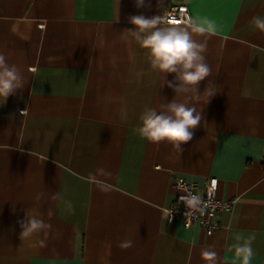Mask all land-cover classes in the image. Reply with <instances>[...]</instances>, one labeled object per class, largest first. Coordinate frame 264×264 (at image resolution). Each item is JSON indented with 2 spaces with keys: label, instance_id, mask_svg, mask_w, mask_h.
<instances>
[{
  "label": "crops",
  "instance_id": "1",
  "mask_svg": "<svg viewBox=\"0 0 264 264\" xmlns=\"http://www.w3.org/2000/svg\"><path fill=\"white\" fill-rule=\"evenodd\" d=\"M150 2L0 0V52L26 80L0 105V264H207L203 249L217 264H239L238 235L255 236L251 264H264V32L251 23L264 0ZM180 3L217 25L204 53L212 75L199 91H218L207 104L191 101L204 121L181 154L135 131L145 108L175 93L122 33L134 27L128 17ZM176 177L198 191L216 177V196L234 199L212 233L167 221ZM25 213L51 229L21 239ZM124 240L134 246L122 249Z\"/></svg>",
  "mask_w": 264,
  "mask_h": 264
},
{
  "label": "clouds",
  "instance_id": "2",
  "mask_svg": "<svg viewBox=\"0 0 264 264\" xmlns=\"http://www.w3.org/2000/svg\"><path fill=\"white\" fill-rule=\"evenodd\" d=\"M163 0H157V6L162 7ZM135 6L150 8V0H135ZM128 22L133 28L125 29L122 33L125 38L131 37L141 48L147 50L151 67L164 74V83L161 87L173 90L175 97L171 102H161L159 108L147 107L140 116V126L135 129L140 137L159 145L162 142L170 144L178 153H182L183 144L193 139L194 130L204 121L202 112L191 104V101L205 100L207 104L218 91L215 86L206 85L204 91H199V85L212 75V69L206 61L204 53L207 51V40L217 34L215 21L203 18L193 20L188 17L183 22L169 21L164 15L146 17L143 14L128 17ZM251 23L254 27L264 32V16L253 17ZM196 37H203L198 40ZM169 74L173 79H167ZM26 80L21 70L15 64H9L4 53L0 52V105L6 103L10 96L24 89ZM183 96L181 102L177 97ZM38 193L37 199L44 197ZM58 193L52 194V199H57ZM186 207L191 213H204L208 206L199 196L182 197ZM69 212L74 213V206L66 201ZM53 211L48 210V217L53 216ZM21 229L20 238H30L35 234L51 229V224L37 215L25 213V217L18 221ZM232 248L239 264H251L255 255L252 242L255 236L247 238L236 236ZM40 245L46 246L44 240ZM134 246L132 240H124L119 244L122 249ZM207 264H217L218 254L214 250L203 249L201 252Z\"/></svg>",
  "mask_w": 264,
  "mask_h": 264
},
{
  "label": "built area",
  "instance_id": "3",
  "mask_svg": "<svg viewBox=\"0 0 264 264\" xmlns=\"http://www.w3.org/2000/svg\"><path fill=\"white\" fill-rule=\"evenodd\" d=\"M169 21L183 22L188 17H191L189 7L185 3L171 5L163 14ZM172 186L176 189V198L173 204L164 208V214L169 223L179 219L186 228L194 225L203 226L207 233H212L219 227L216 221V215L225 209L232 207L234 199L222 200L216 196L218 188V180L216 177H208L205 181L202 191H198L195 184L188 182L182 177L174 178ZM199 196L203 203L208 206L204 213H191L186 207L182 197Z\"/></svg>",
  "mask_w": 264,
  "mask_h": 264
},
{
  "label": "trees",
  "instance_id": "4",
  "mask_svg": "<svg viewBox=\"0 0 264 264\" xmlns=\"http://www.w3.org/2000/svg\"><path fill=\"white\" fill-rule=\"evenodd\" d=\"M262 166H264V162H262Z\"/></svg>",
  "mask_w": 264,
  "mask_h": 264
}]
</instances>
